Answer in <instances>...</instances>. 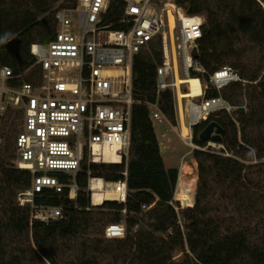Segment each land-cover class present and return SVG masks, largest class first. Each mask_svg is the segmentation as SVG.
Segmentation results:
<instances>
[{
	"label": "trees",
	"instance_id": "obj_1",
	"mask_svg": "<svg viewBox=\"0 0 264 264\" xmlns=\"http://www.w3.org/2000/svg\"><path fill=\"white\" fill-rule=\"evenodd\" d=\"M79 0H0V67L24 76L12 86L38 84L42 69L31 46L51 42L56 34V13L75 8ZM186 15L205 18L202 38L193 56L204 73L191 77L208 80L224 67L241 75L221 96L233 107L246 104L244 114L220 111L193 127V142L206 127L223 129L222 153L195 149L199 180L194 205L180 209L174 199L178 169H167L158 135L145 102L160 101L167 118L177 124L173 92L159 94L157 69L163 53L153 46L134 62L132 144L126 203L105 201L93 206L89 195L90 169L107 182L124 179V165L83 164L76 201L68 190L57 195L45 190L41 206L63 208L64 217L31 227L30 207H22L18 194L31 188L32 174L16 168L17 139L24 111L8 108L0 147V264H264V0H175ZM109 24L123 18V0H113ZM44 21L46 23H44ZM120 29V26H115ZM21 42V60L7 49ZM210 87L206 99L219 97ZM152 207L147 211L143 207ZM126 225L122 238H108L112 225ZM171 232V233H170ZM184 253L177 261L175 254Z\"/></svg>",
	"mask_w": 264,
	"mask_h": 264
},
{
	"label": "built area",
	"instance_id": "obj_2",
	"mask_svg": "<svg viewBox=\"0 0 264 264\" xmlns=\"http://www.w3.org/2000/svg\"><path fill=\"white\" fill-rule=\"evenodd\" d=\"M123 2L124 14L118 24L108 22L113 0H79L75 8L60 9L56 13L54 39L34 44L30 49L42 69L38 84L25 83L21 88H15L12 85L29 70L16 75L10 67H0V147L7 109L23 110L15 165L17 169L29 171L33 178L31 188L20 192L17 199L20 206L30 207L31 227L64 217L62 207L38 205L37 197L45 190H53L57 195L68 190L69 199L76 201L80 193L78 178L84 173V163L89 166L124 165L122 181L107 182L94 177L90 169L87 175L91 205L110 201L106 200L109 190L120 192L121 200L115 201L126 203L132 113L136 104L134 62L143 50L152 46L156 49L159 40L162 41V50L158 51L163 53V64L157 69L158 92H173L177 119L181 122L183 111L190 129V136L185 139L191 141L189 145L193 146L194 126L220 111L231 115L236 111L237 107L221 96L225 87L241 81L240 73L230 67L216 71L208 80L196 77L202 90L201 97L197 98L201 102L179 100L180 92L184 93V84L177 87V75L183 77L184 72L188 79L193 78L192 72H205L201 60L193 56L203 35L204 17L188 16L171 1ZM171 11L175 17L174 29L170 23ZM185 85L189 90V84ZM210 87L220 96L206 99ZM5 96H10L13 103L5 105ZM194 101L203 108L198 119H194L191 110ZM145 104L153 121L172 126L159 100ZM178 184L179 180L170 202L177 213L194 205L195 200L192 196L177 199ZM150 208L144 206L143 210ZM126 232L125 224L112 225L107 228L106 236L122 238Z\"/></svg>",
	"mask_w": 264,
	"mask_h": 264
},
{
	"label": "rangeland",
	"instance_id": "obj_3",
	"mask_svg": "<svg viewBox=\"0 0 264 264\" xmlns=\"http://www.w3.org/2000/svg\"><path fill=\"white\" fill-rule=\"evenodd\" d=\"M165 2H169L174 4L173 2L175 0H164ZM178 33V32H177ZM184 79H187V77L184 75V72H182ZM184 93H188V87L184 84L183 86ZM201 102L200 99H197ZM198 101H194L195 103ZM238 107L236 108V110ZM177 124H173L172 126L168 125L167 123H160L158 121H153L158 139L160 142V145L162 148H164L166 151L162 153L165 165L167 169H178L179 171V184H178V191L176 193V198L180 199L182 197H188L192 196L193 198L196 197L197 194V185L198 181L196 182V178L198 177L199 180V172H198V163L195 162L193 158V151L195 149H198L199 146L194 144L193 146L189 145L188 143H191L189 140H183L180 136V119H176ZM6 124H4L5 127ZM205 149H211L213 151H216L220 154H224L226 156H229L230 153L226 151L225 153H222V149H225L224 145L215 143L212 140L207 143V146ZM196 190V193H195ZM189 203L190 201L187 200ZM195 202V200H194ZM193 206V205H192ZM184 257V253L177 252L175 254V259L177 261L182 260Z\"/></svg>",
	"mask_w": 264,
	"mask_h": 264
},
{
	"label": "bare ground",
	"instance_id": "obj_4",
	"mask_svg": "<svg viewBox=\"0 0 264 264\" xmlns=\"http://www.w3.org/2000/svg\"><path fill=\"white\" fill-rule=\"evenodd\" d=\"M170 23H171V28L174 29L175 17L172 11L170 12ZM183 84H189V91L188 93L180 92L179 94L180 102H182L183 99H197L201 97L202 90L200 86V81L197 78L184 79L180 77L179 75H177V81H176L177 87L180 88L181 85ZM12 103H13L12 98L10 96H5V105L12 104ZM191 110L193 112L192 114L194 116V119H198L200 115L203 114V108L193 102L191 104ZM179 131H180V136L183 140L187 139L190 136V129L188 128L186 124L185 113L183 111L181 112V123H180ZM197 181H198V177L196 178V182ZM99 194H103V193H99ZM106 200H110V201L121 200V193L117 191L109 190L106 192Z\"/></svg>",
	"mask_w": 264,
	"mask_h": 264
},
{
	"label": "water",
	"instance_id": "obj_5",
	"mask_svg": "<svg viewBox=\"0 0 264 264\" xmlns=\"http://www.w3.org/2000/svg\"><path fill=\"white\" fill-rule=\"evenodd\" d=\"M44 23H46L44 21ZM20 45L21 42L18 39H13L8 42L7 49L10 53H12L18 60H21V54H20ZM157 50H162V41L159 40L156 44ZM246 112V104L243 102H240L238 104V109L234 112V114L240 115L244 114ZM224 134V129L216 122L210 123L206 129L201 134V141L205 143H209L211 140L215 143H221L222 136ZM166 150L162 148V153Z\"/></svg>",
	"mask_w": 264,
	"mask_h": 264
}]
</instances>
